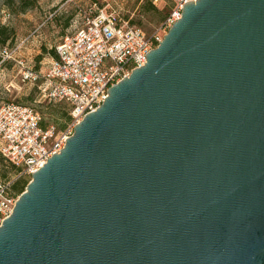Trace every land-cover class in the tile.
Instances as JSON below:
<instances>
[{"label": "water", "instance_id": "water-1", "mask_svg": "<svg viewBox=\"0 0 264 264\" xmlns=\"http://www.w3.org/2000/svg\"><path fill=\"white\" fill-rule=\"evenodd\" d=\"M31 175L0 264H264V0H196Z\"/></svg>", "mask_w": 264, "mask_h": 264}, {"label": "built area", "instance_id": "built-area-1", "mask_svg": "<svg viewBox=\"0 0 264 264\" xmlns=\"http://www.w3.org/2000/svg\"><path fill=\"white\" fill-rule=\"evenodd\" d=\"M98 1L101 6L93 3L90 10H79V27L54 47L55 57L44 74L19 63L23 83L39 82V103L65 104L69 124L63 131L54 125L42 127V115L35 108L15 103L0 106V155L19 170L17 177H31L59 154L75 125L102 105L112 85L145 65L146 55L181 18L182 8L196 0H172L173 8L150 34L125 19L111 0ZM159 1L152 0L155 6ZM27 40L4 48L0 64ZM14 181H0V226L19 197L11 192Z\"/></svg>", "mask_w": 264, "mask_h": 264}, {"label": "rangeland", "instance_id": "rangeland-1", "mask_svg": "<svg viewBox=\"0 0 264 264\" xmlns=\"http://www.w3.org/2000/svg\"><path fill=\"white\" fill-rule=\"evenodd\" d=\"M111 2L125 19L130 20L131 24L141 28L146 34H150L174 6L172 0H161L156 6L152 0H111ZM93 3V0H37L35 9L22 15H11L0 2V24L12 28L15 35L8 49L28 39L19 51L0 64V106L6 103L31 106L40 112L46 126L58 127L61 124L49 112L58 107L66 109V105L39 103V82L23 83L19 63L44 74L53 59L51 50H54L62 38L71 35L79 27L82 19L78 15L79 10L88 11ZM97 6H101L98 0ZM65 24L67 27H64ZM35 30H37L35 35H32ZM3 50H0V53ZM68 124L69 121L59 131L66 129ZM6 165L11 164L7 162ZM15 169L17 172L10 171L7 174L8 180L19 179L21 183L27 185L31 177H17L19 170Z\"/></svg>", "mask_w": 264, "mask_h": 264}, {"label": "trees", "instance_id": "trees-1", "mask_svg": "<svg viewBox=\"0 0 264 264\" xmlns=\"http://www.w3.org/2000/svg\"><path fill=\"white\" fill-rule=\"evenodd\" d=\"M96 1V2H95ZM2 7L8 11L11 15H22L26 12L33 10L37 7V0H0ZM94 3H97V0H93ZM67 27V24L64 25ZM14 31L12 28L0 24V50L8 48V45L13 43L14 40ZM50 54L55 57L54 50H51ZM1 62V57H0ZM49 114L59 120L61 124L56 127L57 130L63 129L66 123L69 121L68 110L63 107H58L51 109ZM65 123V124H63ZM42 127H46V124L42 121ZM7 161L0 155V181L8 180L7 174L11 172H17L14 166L6 165ZM2 178V179H1ZM26 184L24 185L18 179L13 182L11 186V192L14 195H20L25 189Z\"/></svg>", "mask_w": 264, "mask_h": 264}]
</instances>
